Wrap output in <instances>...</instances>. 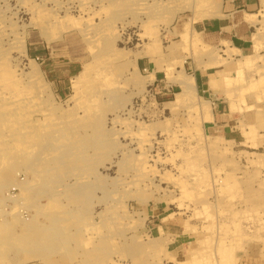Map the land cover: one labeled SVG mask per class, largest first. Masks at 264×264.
<instances>
[{"label": "rangeland", "instance_id": "374dc122", "mask_svg": "<svg viewBox=\"0 0 264 264\" xmlns=\"http://www.w3.org/2000/svg\"><path fill=\"white\" fill-rule=\"evenodd\" d=\"M194 1L0 0V264H264V12L244 52Z\"/></svg>", "mask_w": 264, "mask_h": 264}, {"label": "crops", "instance_id": "0c3cea01", "mask_svg": "<svg viewBox=\"0 0 264 264\" xmlns=\"http://www.w3.org/2000/svg\"><path fill=\"white\" fill-rule=\"evenodd\" d=\"M208 1L209 0H200V4L198 2V4L206 8L208 12V15L198 20V29L201 33L207 35L210 39L215 38L217 41L228 40L223 41V43H225L223 44V48H225L226 43L229 44V42H232L235 46L230 44V47L246 52L254 45L252 36L257 33L256 30L261 25L263 19L262 13L264 12V0H211V3ZM193 2L196 4V1L193 0ZM209 5L211 7H209ZM213 5L217 8H212ZM215 9L217 10L215 11ZM216 12L217 14H215ZM250 14L256 15V18L254 17L256 20L253 19V21L249 19L248 16ZM246 17H248V19ZM205 42L208 43L210 40H205ZM203 67H212V65ZM218 76L210 78L209 81L211 86H215L214 80H216L218 84ZM199 77L204 84L205 81L208 82L207 80L209 78L206 70L200 71Z\"/></svg>", "mask_w": 264, "mask_h": 264}, {"label": "bare ground", "instance_id": "6f19581e", "mask_svg": "<svg viewBox=\"0 0 264 264\" xmlns=\"http://www.w3.org/2000/svg\"><path fill=\"white\" fill-rule=\"evenodd\" d=\"M208 2L211 3V0H209ZM67 3H68V2H67ZM212 4H213V2H212ZM212 4H211V5H212ZM215 4H216V3H215ZM215 4H214V5H215ZM217 4H218V3H217ZM214 5H213L212 8H217V7H214ZM215 6H216V5H215ZM209 7H211V6L209 5ZM184 8H186V7H184ZM263 8H264V7H263ZM181 9H183V8H181ZM53 10H54V9H53ZM86 10H87V9H86ZM216 10H217V9H215V11H216ZM219 10H220V9H219ZM44 11H45V10H44ZM46 11H47V10H46ZM63 11H64V10H63ZM208 11H210V10H208ZM219 12H221V11H219ZM211 14H212V12H211ZM215 14H217V12H216ZM215 14H214V15H215ZM260 14H261V13H260ZM50 15H51V14H50ZM173 15H175V13H174ZM173 15H172V16H173ZM262 15H263V14H262ZM55 16L58 17L57 15H55ZM72 16H73V15H72ZM72 16H71L70 9L67 8L66 11H65V17H68V19H66V21L69 20V17H72ZM82 16H83V15H82ZM31 17H33V16H31ZM56 17H55V18H56ZM61 17H62V16H61ZM61 17H60V19H61ZM77 17H78V16H77ZM248 17H249V19H252V20H253V19L256 18V15L250 14ZM248 17H246V18L248 19ZM254 17H255V18H254ZM263 17H264V16H263ZM73 18H74V17H73ZM79 18L81 19V17H79ZM36 19H37V18H36ZM57 19H58V18H57ZM82 19H83V18H82ZM85 19H86V18H85ZM42 20H43V19H42ZM46 20H47V18H46ZM55 20H56V19H55ZM55 20H54V22H55ZM61 20H63V18H62ZM70 20H71V18H70ZM86 20H87V19H86ZM255 20H256V19H255ZM56 21H57V20H56ZM64 21H65V20H64ZM72 21H73V19H72ZM72 21H70V22H72ZM74 21H75V20H74ZM76 21H77V20H76ZM78 21H79V20H78ZM81 21H82V20H81ZM253 21H254V20H253ZM52 22H53V21H52ZM60 22H61V21H60ZM70 22H68V23L70 24ZM33 23H36V24H37V21H36V22L33 21ZM47 23L49 24L50 22H46V24H47ZM62 23L64 24L63 26H66V25H65L66 23H64V22H62ZM62 23H61V24H62ZM75 23H76V22H75ZM80 23H81V22H80ZM50 24H51V23H50ZM61 24H59V25H61ZM71 24H72V23H71ZM78 24H79V23H77V25H78ZM82 24H83V22H82ZM82 24H81V25H82ZM54 25H55V24H54ZM81 25H80V27H81ZM188 25H189V24H188ZM43 26H44V25H43ZM45 26H46V25H45ZM48 26H49V25H48ZM48 26H47V27H48ZM69 26H70V25H69ZM74 26H75V24H74ZM38 27H40L39 24H38ZM50 27H54V26H50ZM60 27H61V26H60ZM67 28H68V27H67ZM78 28H79V27H78ZM44 29L46 30V28H44ZM56 29H57V28H56ZM58 29H59V28H58ZM58 29H57V30H58ZM60 29H61V28H60ZM60 29H59V30H60ZM45 30H44V31H45ZM52 30H53V29H52ZM52 30H50V32H51ZM57 30L54 29L53 31H57ZM62 30H64V29H62ZM81 30H82V27H81ZM81 30H80V31H81ZM47 31H48V30H47ZM53 31H52V32H53ZM186 31H187V30H186ZM52 32H51V35L53 34ZM59 32H61V31H59ZM187 32H188V31H187ZM42 33H43V32H42ZM47 33H48V32H47ZM54 33H55V32H54ZM185 33H186V32H185ZM53 36H54V35H53ZM85 36H86V35H85ZM52 38H53V37H52ZM86 38H87V37H86ZM95 51H96V50H95ZM91 53H92V52H91ZM92 54H93V53H92ZM97 56H98V55H97ZM247 56H249V55H247ZM247 56H246V57H247ZM92 57H93V56H92ZM249 57H250V56H249ZM249 57H247V59H248ZM5 60H6V59H5ZM226 60H227V59H226ZM5 62H6V61H5ZM8 62H9V61H8ZM34 62H35V61H34ZM95 62H96V61H95ZM248 62H249V60H248V61L246 60L245 63H248ZM33 64H34V63H33ZM90 65H92V64H90ZM90 65H89V66H90ZM33 66H34V65H33ZM90 67H91V66H90ZM8 69L11 70V66H10V68H8ZM87 69H89V71H90V68H87ZM84 70H85V69H84ZM11 71H13V70H11ZM11 71H10V72H11ZM87 71H88V70H87ZM7 72H8V73H7ZM7 72H6L5 74H7V77L10 78L12 75L9 73V71H7ZM14 72H15V71H14ZM14 72H13V73H14ZM32 72H33V71H32ZM13 73H12V74H13ZM34 73H35V72H34ZM36 73H37V72H36ZM29 74H31V73H29ZM10 75H11V76H10ZM31 75H32V74H31ZM36 75H37V74H36ZM88 75H89V74H88ZM3 76H4V75H3ZM13 76H14V74H13ZM13 76L11 77V79L13 78ZM32 76H33V75H32ZM34 76H35V75H34ZM34 76H33V77H34ZM84 76H86V75H84ZM5 77H6V76H5ZM35 77H37V76H35ZM81 77H82V76H81ZM190 79L193 81L195 78L193 77V79H192V78H190ZM190 79L188 78V79H187L188 82L186 81V86H185L186 88H191L192 85L195 83V81H193V84H192L191 82H189ZM4 80H5V79H4ZM12 80L15 81V78L12 79ZM1 82H2V81H1ZM1 82H0V83H1ZM40 83H41V82H40ZM43 83H44V82H43ZM24 84H25V83H24ZM4 85H5V84H4ZM29 85H30V84H29ZM29 85H28V86H29ZM39 85H40V84H39ZM33 86H34V85H33ZM31 87H32V86H31ZM35 87H36V86H35ZM38 87H39V86H38ZM45 87H47V86H45ZM191 89H192V88H191ZM40 91H41V89H40ZM2 93H3V92H2ZM42 93H43V92H42ZM49 94H50V93H49ZM46 95H47V94H46ZM51 96H52V95H51ZM242 98H243V97H242ZM208 103H209V102H208ZM232 107H234V105H233ZM248 126H250V125H248ZM252 127H253V126H252ZM247 128L249 129V130H247V131H249V133L243 131V133H246V134H245L246 137L249 136V135L251 134V132H252V128H251V130H250L249 127H247ZM253 130H254V127H253ZM250 131H251V132H250ZM254 131H255V130H254ZM1 132H2V131H1ZM247 133H248V135H247ZM255 133H256V135H258L257 132H255ZM252 134H254V133H252ZM3 136H4V135H3ZM21 136H23V135L21 134ZM89 136H90V135H89ZM252 136H253V135H252ZM23 137H24V136H23ZM88 138H89V137H88ZM248 139H249V138H248ZM16 140H17V138H16ZM88 140H89V139H88ZM253 140H254V138H253ZM88 142H89V141H88ZM0 144H1V143H0ZM2 144H3V142H2ZM89 144H90V143H89ZM87 145H88V144H87ZM4 148H5V147H4ZM6 148H7V147H6ZM11 149H12V148H11ZM56 149H57V148H56ZM50 150H51V149H50ZM53 151H54V150H53ZM5 152H6V149H5ZM10 152H11V151H10ZM23 152H24V151H23ZM48 152H49V151H48ZM56 152H57V151H56ZM6 154H7V153H6ZM11 155H13V154H11ZM28 155H29V154H28ZM16 156H17V155H16ZM19 156H20V155H19ZM29 157H30V156H29ZM56 157H57V156H56ZM10 158H12V157H10ZM26 158H27V157H26ZM37 158H38V157H37ZM19 160H20V159H19ZM22 160H23V159H22ZM24 160H25V159H24ZM54 160H55V159H54ZM54 160H53V161H54ZM11 161H12V160H11ZM20 161H21V160H20ZM31 162H32V161H31ZM37 162H38V161H37ZM40 162H41V161H40ZM32 164H33V162H32ZM36 164H37V163H36ZM40 164L44 166L45 163H44V164L40 163ZM47 164H49V163L47 162ZM53 164H54V162H53ZM38 165H39V164H38ZM41 165H40V166H41ZM28 166H29V165H28ZM47 166H48V165H47ZM54 166H55V165H54ZM54 166H53V167H54ZM9 167H10V166H9ZM31 167H32V166H31ZM31 167H30V168H31ZM34 167H35V166H34ZM3 168L5 169V167H3ZM22 168H23V167H22ZM32 168H33V167H32ZM36 168H37V165H36ZM14 169H15V168H14ZM19 169H20V168H19ZM34 169H35V168H33L32 170H34ZM39 170H41V169H39ZM13 171H15V170H13ZM19 171H20V170H19ZM21 171H23V170H21ZM35 171H36V170H35ZM43 172H44V170H43ZM48 173H49V172H48ZM53 173H54V172H53ZM36 174H37V172H36ZM44 174H45V172H44ZM56 174H57V173H56ZM2 175H3V174H2ZM4 175H5V174H4ZM31 175H32V174H31ZM56 176H57V175H56ZM30 177H31V176H30ZM76 177H77V176H76ZM3 178H4V177H3ZM3 178H1L0 181H2ZM59 178H60V177H59ZM77 178H78V177H77ZM45 179H46V178H45ZM46 180H47V179H46ZM60 180H61V179H60ZM114 180H115V179H114ZM5 181L8 182L7 180H5ZM5 181L2 182V183H3V188H6L7 190H8L9 188H13L14 186H15V187L18 186V187L21 189V191L25 189V188H24L25 186L23 187L22 183H19V182H18V184H17V182H16V183H15V182H10L11 184H9V183L4 184ZM57 181H58V180H57ZM26 182H27V181H26ZM35 182H36V180H35ZM55 182H56V181H55ZM0 183H1V182H0ZM2 183H1V185H2ZM50 183H51V182H50ZM75 183H76V182H75ZM59 184H60V183H59ZM59 186H61V185H59ZM29 187H30V186H29ZM34 187H35V186H34ZM0 188H2V186H0ZM3 188H2V189H3ZM79 189H80V188H79ZM3 190H4V189H3ZM63 190H64V189H63ZM67 190H68V189H67ZM5 191H6V190H5ZM24 191H26V189H25ZM64 191H65V190H64ZM69 191H70V190H69ZM65 192H66V191H65ZM3 193H4V192H3ZM7 193H9V191H7ZM71 193H72V192H71ZM143 193H144V192H143ZM46 194H47V193H46ZM73 194H74V193H73ZM17 195H18V194H17ZM0 196H2V195H0ZM3 196H5V194H4ZM3 196L0 197V211H1V208H2V205H1L2 202H1V201L4 199ZM12 196H13V195H12ZM7 197H8V196H6V198H7ZM14 197H15V196H13V197L10 196L9 198L12 199V198H14ZM17 197H18V196H17ZM26 197H27V196H26ZM52 198H53V197H52ZM68 198H69V197H68ZM55 199H56V198H55ZM5 200H6V199H5ZM19 200H20V199H19ZM73 200H74V199H73ZM11 201H12V200H11ZM66 202H67V201H66ZM88 202H89V201H88ZM74 203H75V202H74ZM53 204H54V203H53ZM3 205H4V204H3ZM26 205H27V204H26ZM88 205H89V204H88ZM91 205H92V204H91ZM6 206H7V205H6ZM16 206H17V205H16ZM89 206H90V205H89ZM13 207H14V206H13ZM22 207H23V206H22ZM125 208H126V207H125ZM14 209H15V208H14ZM17 209H18V208H17ZM11 210H12V209H11ZM15 210H16V209H15ZM15 210H14V211H15ZM23 210H24V209H23ZM74 210H75V209H74ZM38 212H39V211H38ZM18 213H19V212H18ZM33 214H34V213H33ZM38 214H39V213H38ZM9 215H10V214H9ZM11 215H12V214H11ZM11 215H10V216H11ZM36 216H38V215H36ZM45 216H46V215H45ZM47 217H48V216H47ZM2 218H3V217H2ZM21 218H22V217H21ZM52 218H53V217H52ZM4 219H5V218H4ZM29 219H30V218H29ZM16 220H17V219H16ZM22 220H23V219H22ZM30 220H31V219H30ZM30 220H29V221H30ZM34 220H35V219H34ZM1 221H2V220L0 219V222H1ZM3 221H4V220H3ZM3 221H2V222H3ZM11 221H12V220H11ZM11 221H10V222H7L6 220L4 221V222H5L4 224H5V226H6L7 228H8V226H10V225L13 223V222H11ZM26 221H27V220H26ZM29 221H28V222H29ZM56 222H57V221H56ZM18 224H19V223H18ZM25 224H26V223H25ZM32 224H33V223H32ZM33 225H34V224H33ZM62 225H63V223H62ZM252 225H253V224H252ZM1 226H2V225H1ZM3 226H4V225H3ZM46 226H48V225H46ZM49 226H50V224H49ZM54 226H55V225H54ZM245 226H246V225H245ZM27 227H28V226H27ZM30 227H31V226H30ZM38 227H39V226H38ZM38 227H37V229H38ZM44 227H45V225H44ZM33 228H34V227H33ZM39 228L41 229L42 227H39ZM48 228H49V227H48ZM48 228H47V230H48ZM61 228H62V227H61ZM247 228H249V227H247ZM247 228H246V229H247ZM252 228H253V226H252ZM0 229H1V228H0ZM40 229H39L38 231H40ZM42 229H43V228H42ZM44 229H45V228H44ZM51 229H53V228H51ZM51 229H49L48 231H50ZM55 229H56V228H55ZM63 229H64V228H63ZM243 229H245V227H244ZM249 229H250V228H249ZM11 230H12V229H11ZM47 230H46V231H47ZM53 230H54V229H53ZM59 230H60V229H59ZM42 231H43V230H42ZM48 231H47V232H48ZM60 231H61V230H60ZM245 231H246V230H245ZM35 232H36V231H35ZM53 232H54V231H53ZM57 232H58V231H57ZM62 232H63V231H62ZM248 232H250V231H248ZM4 233H5V232H4ZM10 233H11V232H10ZM23 233H24V232H23ZM240 233L242 234L241 231H240ZM244 233H245V232H244ZM239 235H240V234H239ZM248 235H249V234H248ZM241 237H243V236H241ZM0 238H1V237H0ZM12 239H13V238H12ZM24 239H26V237H24ZM27 239H28V238H27ZM15 240H16V239H15ZM35 240H36V239H35ZM36 242H37V241H36ZM58 243H59V242H58ZM219 243H220V242H219ZM222 243H223V242H222ZM34 244H35V243H34ZM217 244H218V243H217ZM14 245H15V244H14ZM25 245H27V244H25ZM220 245H221V243H220ZM220 245H219V246H220ZM222 245H223V244H222ZM219 246H218V247H219ZM223 246H224L225 248H226V246L228 247L227 244H226V246H225V245H223ZM223 246H222V247H223ZM229 246H230V244H229ZM231 246H232V245H231ZM231 246H230L229 248H231ZM49 247H50V246H49ZM52 247H53V246H52ZM215 247H216V246H215ZM229 248H228V255H230V257H231V259H232V256H233V257H235V256H234L233 252H230V251H229ZM29 249H30V248H29ZM213 249H214V248H213ZM232 249L234 250V248H232ZM232 249H231V250H232ZM217 250H218V249L216 248V252H217ZM233 250H232V251H233ZM198 251H199V250H198ZM213 251H214V250H213ZM225 251H226V249H225ZM193 252H194V251H193ZM199 252H200V251H199ZM199 252H198V253H199ZM218 252H219V250H218ZM218 252H217V253H218ZM229 252L232 253V254H229ZM210 253H212V252H210ZM219 253H221V256H222L223 254H225V252L223 253L222 251H220ZM219 253H218V255H220ZM195 254H196V253H195ZM201 254H202V253H201ZM212 254L214 255V253H212ZM218 255H217V256H218ZM225 255H226V254H225ZM196 256H197V255H196ZM201 256H202V255H201ZM201 256H200V257H201ZM204 256H205V255H204ZM206 256H208V255H206ZM200 257H199V258H200ZM212 257H214V256H212ZM223 257H224V255L222 256V258H223ZM192 258H193V257H192ZM194 258H195V257H194ZM194 258L192 259L193 262H194ZM196 258H198V257H196ZM199 258H198V259H199ZM219 258H220V256H219ZM201 259H202V258H201ZM201 259H200V260H201ZM220 259H221V258H220ZM229 259H230V258H228L227 261H228ZM231 259H230V260H231ZM230 260H229V263H230ZM237 260H238V259H237ZM216 261H217V260H216ZM219 261H220V260H219ZM221 261H222V260H221ZM224 261H225V260H224ZM227 261H226V262H227ZM234 261H235V259H234L233 261L231 260V262H234ZM212 262H213V260H212ZM212 262H211V264H212ZM235 262H236V261H235ZM191 263H192V262H191ZM213 263H215V262H213ZM218 263H219V262H218ZM222 263H224V262H222ZM183 264H185V263H183ZM192 264H193V263H192ZM203 264H204V263H203ZM206 264H207V263H206ZM215 264H216V263H215ZM233 264H234V263H233Z\"/></svg>", "mask_w": 264, "mask_h": 264}]
</instances>
